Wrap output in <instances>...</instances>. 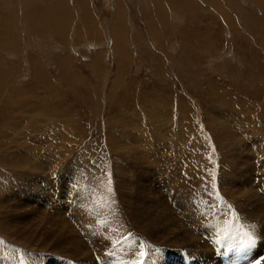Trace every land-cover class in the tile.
Instances as JSON below:
<instances>
[{"label": "rangeland", "instance_id": "obj_1", "mask_svg": "<svg viewBox=\"0 0 264 264\" xmlns=\"http://www.w3.org/2000/svg\"><path fill=\"white\" fill-rule=\"evenodd\" d=\"M254 1L0 0V44L15 45L0 53V264H264L236 245L251 220L243 190L264 173L251 147L264 144V2ZM174 150L193 170L175 167ZM127 187L149 199V215L174 219L171 234L128 214L117 194ZM12 222L35 230L18 235Z\"/></svg>", "mask_w": 264, "mask_h": 264}, {"label": "bare ground", "instance_id": "obj_2", "mask_svg": "<svg viewBox=\"0 0 264 264\" xmlns=\"http://www.w3.org/2000/svg\"><path fill=\"white\" fill-rule=\"evenodd\" d=\"M202 1V0H201ZM229 1V0H228ZM254 1V0H253ZM260 1V2H259ZM82 2V1H81ZM263 2H264V0H263ZM84 3V2H83ZM230 3V2H229ZM234 3V2H233ZM254 3H255V1H254ZM257 3H261V0H258V2H256V5H258ZM62 3H60L57 7H59L60 8V10H62V9H64V6L63 5H61ZM82 4V3H81ZM228 4V3H227ZM261 4H263V3H261ZM84 5H85V3H84ZM259 6H261V5H259ZM119 7V6H118ZM264 7V5L262 6V8ZM39 8V7H38ZM37 8V9H38ZM257 8V7H256ZM36 9V10H37ZM84 9H86V8H84ZM43 10V9H42ZM49 10H50V8L48 9V12H49ZM59 10V11H60ZM40 11H41V9H40ZM39 11V12H40ZM65 11V10H64ZM63 11V12H64ZM84 11V10H83ZM86 11H88V9L86 10ZM262 11V10H261ZM264 11V10H263ZM41 13V12H40ZM42 13H43V11H42ZM88 13V12H87ZM29 14V13H28ZM263 15H264V13H262ZM31 15V14H30ZM43 15V14H42ZM45 15V14H44ZM51 15V14H50ZM49 15V16H50ZM239 15V14H238ZM40 16H41V14H40ZM44 17V16H43ZM85 17H86V14H85ZM90 17V16H89ZM241 17V16H240ZM39 18V17H38ZM52 18V17H51ZM88 18V16L86 17V19ZM227 18V17H226ZM231 18V17H230ZM46 19H48V18H46ZM53 19V18H52ZM59 19H60V17H59ZM91 19H93L92 17H91ZM119 19V18H118ZM54 20V19H53ZM89 20H90V18H89ZM83 21V20H82ZM93 21H94V19H93ZM119 21V20H118ZM229 21H231V19L229 20ZM50 22H52V21H50ZM83 23H85V22H83ZM92 23V22H91ZM120 23V22H119ZM242 23V22H241ZM247 23V22H246ZM95 24V23H94ZM115 24V23H114ZM249 24V23H248ZM0 26H2V24H0ZM53 26V25H52ZM86 26V25H85ZM87 27V26H86ZM91 27V26H90ZM94 27H96V26H94ZM89 28V27H88ZM87 28V29H88ZM115 28V27H114ZM118 27H116V29H117ZM97 29V28H96ZM115 29V30H116ZM88 31H93V29L91 30H88ZM95 31V30H94ZM99 31V30H98ZM86 32V31H85ZM118 32V31H117ZM121 32V31H120ZM119 32V33H120ZM83 33V32H82ZM91 35H92V33L93 32H89ZM88 33V34H89ZM95 34H96V32H95ZM121 34H122V32H121ZM119 44H120V46H123V44H121L120 42H119ZM123 48V47H122ZM115 51V50H114ZM164 111V110H163ZM168 112V111H167ZM152 113V112H151ZM152 115H153V113H152ZM155 115V114H154ZM157 115H158V113H157ZM151 116V115H150ZM149 116V117H150ZM158 116H160V117H162L163 119L164 118H169V117H166V116H168V114H166V112L165 113H160V115H158ZM170 116V115H169ZM152 117V116H151ZM150 117V118H151ZM221 119V118H220ZM219 118H218V120H216V118H215V122L216 121H218L219 122V120H220ZM46 120V119H45ZM154 120V119H153ZM184 120V119H183ZM158 122V121H157ZM156 122V123H157ZM212 122V121H211ZM136 123V122H135ZM155 123V124H156ZM213 123V122H212ZM217 123V122H216ZM153 125V124H152ZM219 125V124H218ZM173 131V130H172ZM129 135V134H128ZM130 137V136H129ZM163 138V137H162ZM219 138V137H218ZM160 139V138H159ZM136 140V139H135ZM158 140V139H157ZM164 140V139H163ZM156 141V140H155ZM155 141H153V142H155ZM159 141V140H158ZM253 141V140H252ZM255 141L256 140H254V143L253 144H255L256 145V143H255ZM151 142H152V140H151ZM160 142H161V144L163 145V141L162 140H160ZM263 143H264V141H262ZM262 143V144H263ZM134 144H136V143H134ZM133 144V145H134ZM157 144V143H156ZM159 144V143H158ZM171 144V143H170ZM127 145V144H126ZM164 145H166L165 143H164ZM260 145H261V143H260ZM125 147V146H124ZM127 147V146H126ZM129 147V146H128ZM133 147V146H132ZM251 147L252 148H254L255 147V149L254 150H256V152L254 151V153H256L257 154V152L259 153L258 154V156L259 155H263L264 154V150H263V148H264V144H263V146H262V151H261V146H254V145H252L251 144ZM250 147V148H251ZM32 148H34V147H32ZM166 148V147H165ZM172 148V147H171ZM128 149V148H127ZM129 149H130V147H129ZM148 149V148H147ZM131 150V149H130ZM150 150V149H149ZM168 150H169V148H168ZM173 150V149H172ZM172 150L170 149L169 151H171L172 152ZM18 151V150H17ZM27 151H29V150H27ZM33 151V150H32ZM35 151V150H34ZM129 151V150H128ZM147 151V150H146ZM157 151V150H156ZM175 151V150H174ZM177 151V150H176ZM173 152L172 153V155H174V156H171V152L169 153L168 152V156H170V160H172L175 164V167L176 166H179L180 164L182 165V162H185L186 163V166H187V169H189V170H193L192 169V159H191V154L190 153H188L187 152V150H185L186 152H182V151H177V152ZM251 151H253V149L251 150ZM149 152V151H148ZM162 152V151H161ZM31 153V152H30ZM151 152H149L148 154H150ZM253 154V153H252ZM10 155H12L13 156V153L12 154H10ZM140 155V154H139ZM156 155V154H155ZM176 155H178L179 157H177ZM141 156V155H140ZM139 156V157H140ZM143 156V155H142ZM152 156V155H151ZM243 156V155H242ZM253 156V155H252ZM255 156V155H254ZM26 157H28V156H24L23 154H16L15 156H14V158L16 159V160H18V161H20L21 162V164H22V166H24V164L25 163H27V160H30V158H26ZM30 157V156H29ZM161 157V156H160ZM163 157V156H162ZM257 156H255L254 158H256ZM13 158V159H14ZM137 158H138V155H137ZM136 158V159H137ZM141 158H143V157H141ZM164 158H166V157H164ZM239 158V157H238ZM259 158V157H258ZM261 158V157H260ZM146 159V158H145ZM157 159V158H156ZM169 159V158H168ZM242 158H241V156H240V160H241ZM143 160V159H142ZM126 161V160H125ZM158 161V160H157ZM156 161V162H157ZM164 161V160H163ZM159 162V161H158ZM258 162V161H257ZM146 163V162H145ZM148 163V162H147ZM165 163V162H164ZM46 164V163H45ZM70 164V163H69ZM170 164V163H169ZM163 166H162V168H165V169H168V168H166L165 167V165L164 164H162ZM44 166H45V168L47 169V166L46 165H44V163L43 162H36L35 164H34V166H33V168L34 169H36V170H41V169H43V170H45L44 169ZM69 166V165H68ZM71 166H72V164H71ZM74 166V165H73ZM91 166V165H90ZM66 167H67V165H66ZM181 168V167H180ZM64 169V168H63ZM175 169V168H174ZM186 169V168H185ZM126 170V169H125ZM124 170V171H125ZM146 170V169H145ZM182 170V169H181ZM85 171H86V169H85ZM123 171V173L121 174V172H120V174L121 175H123L124 177H126V175H125V172ZM72 172V171H71ZM80 172V171H79ZM190 172V171H189ZM65 173V172H64ZM74 173V172H73ZM86 173V172H85ZM84 173V174H85ZM82 174V173H81ZM186 174V173H185ZM18 175V174H17ZM184 176V175H183ZM188 177H190V176H188ZM223 178H224V176H223ZM24 179V178H23ZM22 179V180H23ZM127 179V178H126ZM188 180V179H187ZM196 180V179H195ZM222 180V179H221ZM244 180V179H243ZM176 181V180H175ZM189 181V180H188ZM77 182V181H76ZM124 182H126L125 180H123L122 182H120V183H124ZM198 182V181H197ZM20 183V182H19ZM186 183V182H185ZM191 183H193L192 182V180H191ZM200 183V182H199ZM198 183V184H199ZM250 184H251V182H249ZM66 184V183H65ZM129 184V183H128ZM184 184V183H183ZM194 184H196V182L194 183ZM201 184V183H200ZM204 183H202V185H203ZM240 184L241 185H244V181H241L240 182ZM20 185V184H19ZM68 185V184H67ZM127 185V184H126ZM182 185V184H181ZM186 185H189L188 184V182H187V184H185V185H183L184 186V188H185V192H186ZM14 186V185H13ZM72 186V185H71ZM70 185H69V187H71ZM107 186V185H106ZM123 186H124V184H123ZM191 186V185H190ZM199 186V185H198ZM201 186V185H200ZM199 186V187H200ZM209 186V185H208ZM207 186V187H208ZM75 187V186H74ZM90 186H88V187H86V189L88 190V188H89ZM168 187V186H167ZM188 187V186H187ZM202 187V186H201ZM211 187V186H210ZM216 187V186H215ZM18 188H19V186H18ZM66 188H67V186H66ZM128 188V187H127ZM163 188V187H162ZM202 188H204V190L206 189V187H202ZM16 189V188H15ZM21 189V188H20ZM19 189V190H20ZM73 189V188H72ZM179 189H181V188H179ZM178 189V190H179ZM195 189V188H194ZM194 189H193V191H194ZM198 189H200V188H198ZM214 189V188H213ZM74 190V189H73ZM143 190V189H142ZM155 190V189H154ZM182 190V189H181ZM180 190V191H181ZM188 190V189H187ZM202 189H200L199 190V192L195 195V196H192L193 198H195V200H196V198L197 197H199L200 195H201V193H200V191H201ZM75 191V190H74ZM83 191V190H82ZM81 191V192H82ZM136 191V190H135ZM133 192V191H131L130 190V188H128V189H123V190H120V192H117V194L122 198V199H120V200H123V202H124V205L126 206V209L125 210H128V214H133V217H135V220L138 222V224L142 227V225L144 224V223H147L148 221H155V223H157L158 225H161V226H163V228H164V232H166V233H168V234H171V230H168L169 229V226H167V224H169V222H172V220L171 219H173V218H171L170 217V215H167V217H165L163 214L165 213V212H157V213H154V214H157V217H154L153 216V214L152 215H149V212H152L153 210L150 208L151 206H152V204L150 205L149 204V199H144V197H143V194H140L139 196H138V193H139V191H137V192ZM183 191V190H182ZM214 191V190H213ZM223 191V190H222ZM249 191V190H248ZM12 192V191H11ZM10 192V193H11ZM78 191H76V193H77ZM79 192H80V189H79ZM80 192V193H81ZM84 192H85V190H84ZM83 192V193H84ZM184 192V191H183ZM205 192V191H204ZM217 192V191H216ZM247 192V191H246ZM244 190H243V195H247L246 197H248V200H250V205H247V206H250V207H247V208H244V210H245V212H250L251 213V220L249 221V222H252L251 224L248 222V223H245V224H243V227H239L238 228V234H237V239H236V245H237V248H238V252L240 253V254H242L244 251H246L247 252V254H248V257L250 256L249 255V248L248 247H250V254H251V259H257L258 260V258H261V259H264V221H262V220H260L259 218L257 219L256 217H255V219H254V216L255 215H253V214H255V212L258 210V211H260V209H261V211H262V209L264 210V208H262V207H264V173L262 174V176H261V178L260 177H255V179H253V183H252V185H251V188H250V192H249V194L248 193H246ZM13 193V192H12ZM178 193H179V191H178ZM177 193V194H178ZM181 193V192H180ZM193 193H196V192H193ZM211 193V192H210ZM223 193V192H222ZM241 193V192H240ZM8 194V193H7ZM14 194V193H13ZM176 194V196H178ZM182 194V193H181ZM215 194V193H214ZM80 195H82V193L80 194ZM86 195V194H85ZM193 195V194H192ZM6 196V195H5ZM78 196V195H77ZM87 196V195H86ZM175 196V197H176ZM203 196V195H202ZM9 197V196H8ZM148 197V196H147ZM183 197V196H182ZM216 197H217V195H216ZM219 197H221V196H219ZM11 198V197H10ZM9 198V199H10ZM129 198V199H128ZM149 198V197H148ZM206 198V197H205ZM213 198V197H212ZM235 198V197H234ZM134 199H137L138 200V202H135V201H133ZM201 199V198H200ZM199 199V200H200ZM232 199V198H231ZM7 200V199H6ZM77 200V199H76ZM213 200V199H212ZM224 201V200H223ZM222 201V202H223ZM229 201V200H228ZM72 202V201H71ZM74 202V201H73ZM217 202V201H216ZM221 202V203H222ZM187 202H183V206L184 207H187V204H186ZM210 203V202H209ZM236 203V202H235ZM158 203H156V205H157ZM199 204V203H198ZM249 204V203H248ZM202 205V204H201ZM70 206H72V205H70ZM69 206V207H70ZM243 206V205H242ZM156 207V206H155ZM154 207V209L156 210V208ZM246 207V206H245ZM73 208H74V206H73ZM159 208V207H158ZM157 208V210H159ZM168 208V207H167ZM201 208H202V206H201ZM171 209V208H170ZM124 210V211H125ZM156 210V211H157ZM200 210V209H199ZM256 210V211H255ZM64 211H65V209H64ZM97 211V210H96ZM164 211V210H163ZM206 211V210H205ZM208 211V210H207ZM261 211H260V213H261ZM66 212H67V210H66ZM70 212V211H69ZM81 212V211H80ZM82 213V212H81ZM257 213V212H256ZM263 213V212H262ZM71 214V213H70ZM125 214V213H124ZM161 214V215H160ZM259 214V213H258ZM257 215V214H256ZM263 215V214H262ZM31 216V215H30ZM259 216V215H258ZM6 217V216H5ZM34 218V217H33ZM78 218V217H77ZM190 218V217H189ZM262 218V217H261ZM264 218V217H263ZM85 219V218H84ZM128 219H130V218H128ZM206 219V218H205ZM12 220V219H11ZM72 220V219H71ZM75 221H77L76 219H74ZM99 221H100V219H98ZM174 220V219H173ZM216 220V219H215ZM234 220V219H233ZM240 220V219H239ZM243 220V219H242ZM241 220V221H242ZM245 220V219H244ZM90 221V220H89ZM89 221H87V223L89 222ZM103 220H101V222H102ZM246 221V220H245ZM98 222V221H97ZM96 222V223H97ZM135 222V221H134ZM9 223V222H8ZM11 223V222H10ZM79 223H81V222H79ZM90 223H93V221H90ZM234 223V222H233ZM243 223V222H242ZM12 224H14L13 222H12ZM31 224H32V222H31ZM82 224H84L83 222H82ZM81 224V225H82ZM89 224V223H88ZM100 224H102V223H98V225L100 226ZM106 224V223H105ZM142 224V225H141ZM202 224V223H201ZM80 225V226H81ZM89 225H91V224H89ZM215 225H216V222H215ZM75 226V225H74ZM84 226V225H83ZM95 226H96V224H95ZM104 226V225H103ZM111 226V225H110ZM140 226H139V228H140ZM144 226V225H143ZM171 226V225H170ZM200 226V225H199ZM12 227L13 228H15V224L14 225H12ZM24 227V228H23ZM26 227L27 226H23L22 225V230L24 231V229H26ZM88 227V230H89V226H87ZM93 227H94V225H93ZM96 227H98V226H96ZM95 227V228H96ZM101 227V226H100ZM152 227V226H151ZM205 227H207V226H205ZM217 227H218V225H217ZM102 228H105V226L104 227H102ZM101 228V229H102ZM107 228V227H106ZM105 228V229H106ZM158 228V227H157ZM171 229H172V231H173V233H174V227H170ZM16 229V228H15ZM21 229H16L17 231V233H18V235H25L26 233H31V232H34V230H35V228H33L32 227V229H30V230H27V231H25V232H23L22 233V230ZM40 229V228H39ZM91 229H94V228H92L91 227ZM134 229V228H133ZM149 229H156L155 227H152V228H149ZM210 230H211V228H209ZM235 229V228H234ZM252 230L251 232H253V233H251L250 231H248V230ZM97 230V229H96ZM99 230V229H98ZM104 230V229H103ZM108 230V229H107ZM107 230H106V233H108L107 232ZM121 230V229H120ZM123 230V229H122ZM143 230V229H142ZM82 231V230H81ZM101 231V230H100ZM134 231V230H133ZM136 231V230H135ZM207 231V230H206ZM220 231V230H219ZM241 231H242V234H241ZM85 232H88V231H86L85 230ZM92 232L94 233L95 231H93L92 230ZM139 232V231H138ZM152 232V231H151ZM155 232V231H154ZM25 233V234H24ZM102 233H103V231H102ZM101 233V235H103ZM109 233H110V231H109ZM109 233H108V235H109ZM112 233V232H111ZM144 233V232H143ZM157 233V232H156ZM48 235H50V230H49V232L47 233ZM133 234H134V232H133ZM135 234H136V232H135ZM149 234V233H148ZM153 234V233H152ZM163 234V233H162ZM217 234V233H216ZM229 234V233H228ZM247 234H249V236L251 237V243L250 244H248L247 242H246V237L248 236ZM32 235V234H31ZM86 235H87V233H86ZM154 235H155V233H154ZM36 236V235H35ZM60 236V241H61V243L62 244H65L64 246H66V245H70V246H72L73 248H74V252L75 253H77V255L79 254V252L80 251H82V247H83V249H84V247H85V243L84 242H82L81 241V239H80V242H82V243H84V246H80L73 238L72 239H66V237H68V236H66V235H59ZM99 236V235H98ZM142 236V235H141ZM140 236V237H141ZM152 236V235H151ZM164 236V235H163ZM89 237V236H88ZM103 237V236H102ZM126 237V236H125ZM132 237V236H131ZM189 237V236H188ZM30 238V237H29ZM101 238V237H100ZM109 238V237H108ZM115 238V237H114ZM120 238V237H119ZM123 238V237H122ZM128 238V237H127ZM134 238V237H133ZM137 238V237H136ZM135 238V239H136ZM166 238V237H165ZM49 239V238H48ZM124 239V238H123ZM131 239V238H130ZM218 239V238H217ZM52 240V239H51ZM96 240V239H95ZM116 240V239H115ZM127 240V239H126ZM138 240V239H137ZM140 240V239H139ZM47 241V240H46ZM131 241V240H130ZM134 241V240H133ZM133 241H132V244H135V243H133ZM193 241V240H192ZM129 242V241H128ZM235 242V241H234ZM95 243H97V242H95ZM98 243H100V242H98ZM116 243V242H115ZM130 243V242H129ZM138 243V242H137ZM140 243H142V242H140ZM195 243V242H194ZM206 243V242H205ZM103 244V243H102ZM124 244V243H123ZM145 244H146V242H145ZM154 244V243H153ZM166 244V243H165ZM218 244V243H217ZM46 242H44L43 244H42V246H45L46 247ZM61 245V244H60ZM87 245V244H86ZM98 245V244H97ZM121 245V244H120ZM125 245H126V243H125ZM137 245V244H136ZM139 245V244H138ZM137 245V246H138ZM158 245V244H157ZM212 245V244H211ZM102 246V245H101ZM124 246V245H123ZM129 246V245H128ZM143 246V245H142ZM56 247V246H55ZM103 247V246H102ZM111 247V246H110ZM125 247V246H124ZM138 247H140V246H138ZM198 247V246H197ZM87 248V247H86ZM129 248V247H128ZM66 249V248H65ZM72 249V248H71ZM119 249V248H118ZM137 249V248H136ZM163 249V248H162ZM201 250H202V248H200ZM17 250V249H16ZM62 250V249H61ZM113 250V249H112ZM124 250V249H123ZM150 250H152L151 248H150ZM149 250V251H150ZM165 250V249H164ZM167 250V249H166ZM9 251V250H8ZM95 251H97V250H95ZM125 251V250H124ZM129 251V250H128ZM205 251H207V250H205ZM14 252H15V250H14ZM93 251H91V253H92ZM114 252H115V250H114ZM138 252V251H137ZM87 253V252H86ZM111 253V252H110ZM120 253V252H119ZM123 253V252H122ZM151 253V252H150ZM173 253V252H172ZM178 253H180V252H178ZM183 253V252H182ZM202 253V252H201ZM94 254H95V252H94ZM93 254V255H94ZM107 254V253H106ZM207 254V253H206ZM4 255V254H3ZM60 255V254H59ZM63 255V254H62ZM99 255H100V253H99ZM130 255V254H129ZM20 256V255H19ZM89 256V255H88ZM128 256V255H127ZM134 256V255H133ZM144 256V255H143ZM175 256V255H174ZM213 256V255H212ZM66 257V256H65ZM69 258H70V256H68ZM109 257V256H108ZM89 258H90V256H89ZM88 258V259H89ZM138 258V256L135 258V259H137ZM250 258V257H249ZM7 259V258H6ZM18 259V258H17ZM27 259V258H26ZM66 259H68V258H66ZM127 259V258H126ZM24 260V259H23ZM69 260V259H68ZM110 260V259H109ZM114 260V259H113ZM15 261V260H14ZM85 261H87V260H85ZM181 261V260H180ZM240 264H242V261H243V257H241L240 258ZM262 261V260H261ZM12 262V261H11ZM136 262V261H135ZM147 262V261H146ZM183 262V261H182ZM186 262V261H185ZM254 263V262H253ZM261 263H264V262H261ZM1 264H4V263H1ZM146 264V263H145ZM157 264V263H156ZM256 264H258V263H256Z\"/></svg>", "mask_w": 264, "mask_h": 264}, {"label": "crops", "instance_id": "obj_3", "mask_svg": "<svg viewBox=\"0 0 264 264\" xmlns=\"http://www.w3.org/2000/svg\"><path fill=\"white\" fill-rule=\"evenodd\" d=\"M16 36V35H15ZM1 38V37H0ZM15 41V40H14ZM8 46V47H7ZM4 48H5V50H4ZM13 49V50H12ZM14 50H15V45H14V43L13 44H8V45H5V44H0V53L2 54H4V52H7L10 56L12 55V52H14ZM2 63H4L5 65H11L10 63L8 64V63H6V61H5V59H3V62ZM39 64H35V66L36 67H34V66H32V67H30V69L32 68V71H35V74H36V76L38 77V78H36L37 80L38 79H40V80H42L43 79V75H44V70L43 69H41L43 66L41 65L42 63H40V62H38ZM41 66V67H40ZM9 71V79H11L12 78V76H13V73L11 72V69H9L8 70Z\"/></svg>", "mask_w": 264, "mask_h": 264}, {"label": "snow or ice", "instance_id": "obj_4", "mask_svg": "<svg viewBox=\"0 0 264 264\" xmlns=\"http://www.w3.org/2000/svg\"><path fill=\"white\" fill-rule=\"evenodd\" d=\"M251 242H252V241L250 240V241H249V243H251ZM140 255H141V256H143V255H144V253H143V252H141V253H140ZM140 264H142V262H140Z\"/></svg>", "mask_w": 264, "mask_h": 264}]
</instances>
